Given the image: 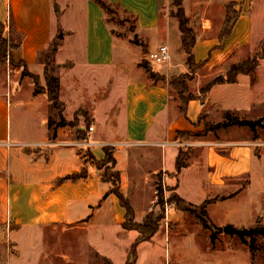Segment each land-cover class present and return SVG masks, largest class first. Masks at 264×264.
<instances>
[{
  "label": "crops",
  "instance_id": "1",
  "mask_svg": "<svg viewBox=\"0 0 264 264\" xmlns=\"http://www.w3.org/2000/svg\"><path fill=\"white\" fill-rule=\"evenodd\" d=\"M105 1L131 16L133 28L127 36L114 33L105 10L95 0H0V34L8 43L6 59L17 79L12 80L10 72L6 91L0 92V238L8 236L17 249V256L7 264L97 263L92 255L84 257L80 248L74 250L66 236L79 232L80 238L101 218L114 217L119 225L125 221L126 211L111 193L113 184L97 166L105 159L106 147L116 161L120 193L130 206L135 193L150 191V202L137 223L143 222L154 204L152 188L157 186L156 177L163 175L174 194L193 206L224 197L206 207L209 220L218 228L251 229L257 220L264 225V204L256 210V205L242 200L257 176L263 150L244 139H218L211 132L202 141L179 138L180 133L205 130V120L200 119L205 109L249 120L243 114L259 103L254 91L260 90V70L254 76H238L234 84L213 86L204 102L200 90L207 80L197 73L189 82V92L197 99L184 106L183 114L181 101L173 96L168 82H156L141 66L147 62L167 80L189 73L177 19L163 14L160 0ZM253 2L211 0L212 6L191 7L189 0L183 1L197 37L195 63L212 72V79L245 60L238 54L256 39ZM230 3L237 6L238 18L229 36L221 38ZM260 37L264 38V30ZM56 41L59 46L52 64L58 68L59 99L64 119H77L74 127H56L57 110L46 93H36L34 77L45 89V56ZM162 45L168 46L170 60L149 62L148 54ZM24 69L28 75H23ZM50 121L55 123L54 137ZM232 127L239 126L227 128ZM183 151L188 153L187 165L177 174L176 161ZM80 174L83 177L77 180L65 179ZM187 183L200 189V201L183 194ZM242 210L249 212V219L241 216ZM185 212L170 207L167 219H178ZM83 224L85 228L77 229ZM131 232L135 231H121L129 238L124 247L126 263L139 236L136 233L131 241ZM159 236L171 243L169 231L158 232L141 244L153 243ZM50 238L61 239L64 245L54 246Z\"/></svg>",
  "mask_w": 264,
  "mask_h": 264
},
{
  "label": "rangeland",
  "instance_id": "2",
  "mask_svg": "<svg viewBox=\"0 0 264 264\" xmlns=\"http://www.w3.org/2000/svg\"><path fill=\"white\" fill-rule=\"evenodd\" d=\"M160 1L163 14L168 17H174L176 8L174 7L173 0ZM210 1L211 0H189V3L191 7H198L199 5H201V7H205L207 5L212 6ZM246 2L250 5L253 1L250 2L249 0H246ZM227 7L231 8V18L234 19L239 14L238 10H236L237 6L227 5L226 8ZM251 19L253 22L256 39L254 40L253 44L249 46L246 52L241 51L238 54L240 57H242V59L245 60L253 59L261 51L262 46L264 45V38L262 39V37H260L262 31L264 30V0H254L252 4ZM106 20L114 30V33L121 37L127 36L133 28L131 16L123 11L120 7L113 4L107 9ZM143 62L145 63V66H149L151 68L150 64L145 61ZM10 69L13 70L12 67H9L8 60L0 59V92L4 93L6 91V86L10 79V72L12 75V80L13 77L16 79L15 72L10 71ZM223 69L224 68L214 70L213 72L216 73ZM258 70L261 72V85L260 90L254 91V95L256 98H258L259 103L254 109L246 111L243 114V118L255 121L263 118L262 123L264 125V61ZM197 73H199L203 79L207 80L208 83L213 80L211 76H209L212 75V72H209L207 69L200 68L196 70L193 73L194 78ZM207 82H203L204 84L202 85V88L208 84ZM192 85L193 86L191 89L194 90L196 87L194 86L195 82H192ZM171 93L173 96L179 99L177 94L172 89ZM181 109H184V103H181ZM81 112L82 111H79L80 114ZM226 113L228 112L217 110L208 112V109H205L202 119L205 120V126L211 130L207 131L206 128V131L203 130L202 132L197 133H180L179 138H187L188 140L197 139L202 141L204 140L203 137H205L208 132H211V134L214 133L218 139H244L257 150H263L257 170V176L252 179L251 189L242 199L250 204L256 205L255 209L258 210V208L264 204V128L257 127L254 132L248 127H232L230 129L221 128L213 130L216 125L226 119ZM231 115L234 116L233 114ZM68 123L70 127L77 126V119ZM86 124L89 125V123ZM79 138H81L80 135ZM210 138L211 136H208L207 139ZM182 153L185 159L188 153L186 151H183ZM97 166L102 170V176L106 180L111 179V175L115 173V167L112 163L103 164L101 161L97 163ZM246 183L247 180L245 184ZM155 184H157V186L154 185L152 188L154 204L149 206L148 214L152 213L155 220L158 218L161 219L159 222L158 232H164L166 234L170 231L171 243H165L164 237L159 236L154 240L153 243H146L144 245L139 244L137 248L136 264H247L248 262L250 264H264V235H245L243 237L238 235H228L224 233L225 227L218 228L211 221L210 223L217 229H214L213 227L208 229L204 226L203 222L199 218L201 211L199 209L195 210L193 208L185 213L178 214L180 215L178 219L172 218L168 220V208L173 207V209H176L174 205L169 204L170 198L174 195V189L165 183V176L163 175L156 177ZM158 186L160 189L159 195L157 194ZM199 192L200 189L195 190L193 186L188 183L185 184L183 188V194L192 198L193 201H200L201 194H199ZM124 199L130 204L129 200L126 198ZM131 199L132 198H130V200ZM218 200L222 201L224 200V197H216L215 199L209 201L211 203ZM149 202V190H142L138 193H135L131 202V206L134 211L135 222L142 221L143 214ZM163 205L164 208L162 207ZM197 207H200V205ZM218 212L220 215L222 214L223 217L226 216L225 211L219 209ZM241 216L244 217L245 220L250 218L249 212L245 210H242ZM216 219L218 222H221L220 216H217ZM82 228H85V224L80 225L77 229ZM8 229H10V227H7L6 231ZM122 229V224L119 225L114 217L110 219L101 218L98 221L90 224V226L87 228V232H85L80 238L77 237L79 232H74L66 236V240L70 241V244L73 246L74 250L80 248L81 253L86 255L84 257L92 258V256H94L95 259H93V261H97V263L94 264H109V261L99 255H96L95 251L92 249L104 256L111 258L115 264H125L126 257L124 255V247L127 246V241H129V238L127 239L125 235L121 234ZM136 233L137 232H131V241L135 240ZM133 236H135V238H133ZM60 240L61 239L58 238H50V242L54 246H61L62 244L64 245V243H61ZM172 243L175 245L172 246ZM249 244L252 245L253 250L250 248L251 245ZM16 256L17 249L15 248L13 241L9 239L8 236L4 237L3 239L0 238V264H7Z\"/></svg>",
  "mask_w": 264,
  "mask_h": 264
},
{
  "label": "trees",
  "instance_id": "3",
  "mask_svg": "<svg viewBox=\"0 0 264 264\" xmlns=\"http://www.w3.org/2000/svg\"><path fill=\"white\" fill-rule=\"evenodd\" d=\"M95 1L97 2V4H99V6H101V8H103V10H105V13L107 12V9L112 5L106 2L105 0H95ZM183 1L184 0H173L174 7L176 8V12L174 13V18H176L179 23V28L182 34L181 35L182 48L187 55L186 65L188 67L189 73L167 80L165 77L159 76L158 74L154 73L149 66H145L144 62L141 63V66H143L146 69V71L150 73L151 78H153L156 82H168L171 89L177 94V97L179 98L181 103H184L185 106L190 100L197 99L196 96H194L192 93L189 92L190 91L189 82L194 79L193 73L196 70L202 68L203 64L195 63L193 48L195 46L197 37L195 31L190 26V20L185 13ZM249 1L252 2L254 0H249ZM229 5L235 6V3H230ZM230 12H231V8L227 7V16L222 28V32L220 34L221 38L229 36L232 29V25L238 18L237 15L234 19H232ZM58 46H59V42L58 41L54 42L45 56L46 88L45 89L41 88L39 86L38 79L34 77L36 84V93H43V92L46 93L48 95L50 102L52 103V106L57 110L60 116V121L56 123V127L69 125V123L63 117L64 107H63V103L59 99L60 81L57 75L58 68L53 66L52 64V57L53 54L56 52ZM7 56H8V43L6 40L2 38L0 34V59H6ZM263 60H264V45L262 46L261 51L253 59H248L243 62L232 65L229 71L225 75H220L214 78L205 87H203L200 90L201 102L205 101L206 95L215 85L234 84L237 82V78L240 75L254 76L258 71L259 67L261 66V62ZM11 63L13 65L23 66V64L20 63L18 64H15L13 62ZM23 75H28L25 69L23 71ZM182 113L184 114V109L182 110ZM200 119L202 120V116ZM262 120L263 118L256 121L239 120L237 117L232 116L228 112L226 113V119L220 122L218 125H216V127L213 128V130L227 128L229 126H239V127H248L250 130L254 132L257 127L264 128ZM54 125L55 123L50 121L49 129L54 132L53 137L55 136V128H56L54 127ZM206 128L207 131L211 130L207 126H205V131ZM104 150H105V159L102 161L103 164L112 163L115 166L116 161L112 155L111 148L106 147ZM186 165L187 164L184 159L183 153H179L176 161V173L177 174L180 173L183 170V168L186 167ZM80 177L83 176L81 174L72 175L65 179L74 181ZM111 177H112L111 179L107 180L108 182H111L113 184V189L111 190V193H114L117 196L121 205L124 207L126 211L125 221L122 224V228L127 231H135L139 234L138 238L131 247L128 261L126 263V264H134L137 260V248L139 244L143 242H149L153 239V237L159 231V222L161 219L158 218L155 220L153 214L151 213L146 216L143 223L135 222L134 211L130 206V204L124 199L123 195L120 193L119 190V182H120L119 172L115 171V173H113ZM157 194L158 195L160 194L159 186L157 189ZM209 203L210 201L207 200L202 205H200V207L193 206L187 203L186 201H184L183 199H181L176 194H174L169 200V204H174L176 209L180 211H188L191 210V208L195 210L199 209L201 211L199 218L203 222L204 226L208 229L212 227L214 229H217L210 223L208 214L206 212V207L208 206ZM162 207L164 208V205ZM248 231H249V236L264 235V225L261 223V220H257L255 227ZM250 248L253 250L252 245L250 246Z\"/></svg>",
  "mask_w": 264,
  "mask_h": 264
},
{
  "label": "built area",
  "instance_id": "4",
  "mask_svg": "<svg viewBox=\"0 0 264 264\" xmlns=\"http://www.w3.org/2000/svg\"><path fill=\"white\" fill-rule=\"evenodd\" d=\"M147 60L149 62L157 63V64H162L166 63L170 60V51L168 46L162 45L158 47V49L154 52H150L147 56ZM89 131L92 132L93 128L90 127Z\"/></svg>",
  "mask_w": 264,
  "mask_h": 264
},
{
  "label": "water",
  "instance_id": "5",
  "mask_svg": "<svg viewBox=\"0 0 264 264\" xmlns=\"http://www.w3.org/2000/svg\"><path fill=\"white\" fill-rule=\"evenodd\" d=\"M224 233L228 234V235H238L240 237H243L245 235H249V231L248 230H240V229H236L232 226H226L224 228Z\"/></svg>",
  "mask_w": 264,
  "mask_h": 264
}]
</instances>
